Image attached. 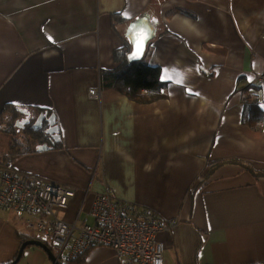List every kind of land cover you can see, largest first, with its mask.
I'll return each instance as SVG.
<instances>
[{"label": "crops", "instance_id": "0c3cea01", "mask_svg": "<svg viewBox=\"0 0 264 264\" xmlns=\"http://www.w3.org/2000/svg\"><path fill=\"white\" fill-rule=\"evenodd\" d=\"M137 19L154 29L147 64L166 83L149 104L100 84ZM262 70L264 0H0V113L28 108L14 136L1 126L0 160L22 124L52 114L59 140L6 166L73 189L61 220L90 224L107 191L158 215L163 264H264V126L243 122L244 102L264 114ZM29 240L0 211V264ZM122 262L96 247L79 264ZM15 264L51 262L28 245Z\"/></svg>", "mask_w": 264, "mask_h": 264}, {"label": "built area", "instance_id": "2783aa9c", "mask_svg": "<svg viewBox=\"0 0 264 264\" xmlns=\"http://www.w3.org/2000/svg\"><path fill=\"white\" fill-rule=\"evenodd\" d=\"M255 85L264 88V70ZM89 97L98 99L95 90ZM74 190L14 172L0 160V211L11 213L17 225L46 244L59 264H72L96 247L111 249L122 264H163L164 247L156 235L164 224L153 211L119 202L111 193L94 195L88 216L77 229L58 216L74 197Z\"/></svg>", "mask_w": 264, "mask_h": 264}, {"label": "trees", "instance_id": "16d2710c", "mask_svg": "<svg viewBox=\"0 0 264 264\" xmlns=\"http://www.w3.org/2000/svg\"><path fill=\"white\" fill-rule=\"evenodd\" d=\"M121 21H123V19H119L117 15L111 16V25L113 27L116 23ZM151 39L146 44L143 57L136 62H129L127 60L126 56L131 49V45L125 40L122 48L113 53V59L116 64L115 68L112 70L100 71L101 88H114L127 96L130 100L140 104H149L165 98L164 90L166 88V83L160 79V70L157 67H151L147 64L149 55L148 45ZM20 110L25 111L28 110V108L5 105L0 113V128L3 126V130H6L5 132H8L12 136L16 134L15 123H17L21 117ZM34 111L37 113L46 112L39 109H34ZM243 122L247 123L251 129L259 130L264 126V114L255 104L244 102ZM33 123L34 119L26 124H22L24 142L20 143L14 140L11 142L7 154L2 158L4 165H9L18 156L31 153L39 147L51 142L50 136L45 132L47 127L45 119L41 126L37 128L33 127ZM52 147H59V144L53 143ZM16 256L8 264H12ZM85 257L86 253L77 258L72 264L82 263Z\"/></svg>", "mask_w": 264, "mask_h": 264}, {"label": "water", "instance_id": "95a60500", "mask_svg": "<svg viewBox=\"0 0 264 264\" xmlns=\"http://www.w3.org/2000/svg\"><path fill=\"white\" fill-rule=\"evenodd\" d=\"M153 35H154V29L145 19H137L136 21L131 23L128 31V39L131 45V50L126 56L129 62H136L141 60L144 54L146 44L153 37ZM43 120H44V115L39 114L35 120L34 127H39L41 122H43ZM45 122L47 125L45 132L50 136V138L53 141L55 142L58 141L59 140L58 127L55 124L54 115L51 114L50 116H48L45 119ZM28 245H34L41 248L47 255L51 264H59L56 261L50 248L46 244L35 239L25 241L21 244L16 259L12 264H15L19 260L23 249Z\"/></svg>", "mask_w": 264, "mask_h": 264}, {"label": "rangeland", "instance_id": "374dc122", "mask_svg": "<svg viewBox=\"0 0 264 264\" xmlns=\"http://www.w3.org/2000/svg\"><path fill=\"white\" fill-rule=\"evenodd\" d=\"M20 136H21V135L19 134V135H18V138H19V139L21 138Z\"/></svg>", "mask_w": 264, "mask_h": 264}]
</instances>
